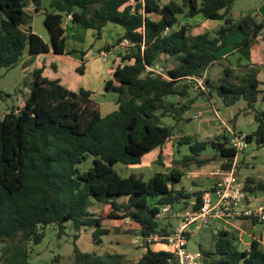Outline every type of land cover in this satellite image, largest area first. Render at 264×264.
<instances>
[{"label": "trees", "instance_id": "obj_1", "mask_svg": "<svg viewBox=\"0 0 264 264\" xmlns=\"http://www.w3.org/2000/svg\"><path fill=\"white\" fill-rule=\"evenodd\" d=\"M41 1L0 0V69H13L25 54L31 62L49 53L51 46L56 55L79 59L76 72L82 74L86 52L65 50L64 17L71 15V25L92 30L95 40L106 26L117 25L122 33L114 37L112 47L121 45L123 50L118 52L113 81L105 85L106 92L116 94L117 109L102 116L92 92H71L58 79L44 76L43 68L32 71L23 105L0 120V264H29V243H41L48 226H57L59 235L65 233L67 223L77 232L73 264H171V256L160 247L148 248L129 263L115 253L83 252L76 245L78 231L92 230L93 245L108 233L104 218L88 211L91 201L109 205V219L129 218L142 237H166L178 225L170 217L179 223V214L199 206L204 192L177 188L183 177L177 168L156 173L148 181L134 175L121 178L113 169L117 164L140 165L156 149L159 162L162 147L174 135V128L160 125V120L190 119L197 99L211 105L217 97L225 108L244 102L242 111L251 114L256 124L255 131L246 134V144L264 143V108L257 109L258 102L264 105V89L249 60L256 37L264 38V23L251 16L233 20L230 11L235 0H170L163 5L159 0H51L43 19L49 45L30 26ZM197 16L222 24L213 32L191 34L190 25L180 20ZM123 40L128 46L122 45ZM230 56L237 57L235 64ZM215 65L222 67V77L212 79L209 69ZM149 68L161 71L148 72ZM191 89L196 96L188 99ZM169 97L178 101H166ZM229 141L226 134L204 141L180 136L176 153L187 145L188 154L179 163L183 169L190 164L202 167L209 160L200 156L211 148L224 158L222 169L228 170L237 156ZM89 156L92 166L80 171L78 166ZM245 184L249 193L264 187L253 177H246ZM166 206L169 212L159 217ZM199 251L202 264H264V249L258 243L252 241L240 251L225 230L214 235L209 249ZM54 262L58 264L59 257Z\"/></svg>", "mask_w": 264, "mask_h": 264}, {"label": "rangeland", "instance_id": "obj_2", "mask_svg": "<svg viewBox=\"0 0 264 264\" xmlns=\"http://www.w3.org/2000/svg\"><path fill=\"white\" fill-rule=\"evenodd\" d=\"M169 1L170 0H159L161 5ZM175 1L180 2L181 0ZM50 2L51 0H42L41 10L38 13L32 14V20L30 22L31 29H33L35 34L39 37H42L46 43L50 42V35L44 27L43 19L45 10H49ZM261 3L262 0H235L231 7L230 16L235 21L246 16H251L255 22H261L263 18L256 12V7ZM180 21L190 25L191 34H198L204 31L213 32L222 24V22L205 20L200 16L186 19L181 18ZM114 26L117 25H111V27ZM76 28V36L79 35L84 37L83 40L85 44L89 43L91 39L87 36L88 32L81 33L84 29L80 27ZM70 31L71 30H69L67 34L69 38ZM108 36V34H105V39H109ZM100 44H102L100 39H96L95 45ZM24 56H26V54ZM229 60L231 63L235 64L234 56H230ZM114 61L118 63L119 58L115 57ZM29 65L22 67L20 62V64L13 69H0V120H2L4 115L11 109L21 107L27 98L29 94V84L32 80L31 73L34 69ZM209 76L212 79L222 77V67L215 65L210 68ZM194 87H198L196 82L194 83ZM195 96L196 92L191 89L188 99L194 98ZM112 98H116V94L105 92L102 88L101 92L96 95L95 100L102 104L106 99ZM173 100L178 101V99L173 97H169L166 101L169 102ZM181 102L186 101L184 100ZM244 106L245 103L240 101L231 109V111L236 112L235 119L233 120L231 119L230 109L223 107L217 97H214L211 105L205 100L197 99L190 108V119L179 123H175V121L169 117L160 120V125L174 128V135L173 138L169 139L162 147V159L159 162H157V155L159 154V150L157 149L147 154L149 158H143L140 165L124 166L117 164L113 169L121 178H128L134 175L139 178L142 177L141 179L144 181H148V179L156 173H167L171 168H177L183 172L181 181L176 184L177 188L183 187L191 193L209 191L214 179L217 177L216 172L219 173L225 170L222 169V166L226 164L224 158L218 156L213 149L208 148L200 156V159L209 160L205 165L198 168L194 164H190L188 169H183L179 161L183 155L188 154V146L184 145L180 147V154H177L175 142L180 136L185 135L190 136L193 140L204 141L212 139L220 134L230 136L229 131H243L245 134H251L255 131L256 124L251 114H246L242 111ZM263 108L264 105L258 102L257 109ZM92 161L93 158L89 156L87 161L79 165L78 168L80 171H86L92 166ZM159 163L162 165H159ZM235 171L241 180H245L246 177H253L256 181H260L264 185V143L258 146L255 140H253L246 144L244 151L237 157ZM250 194L251 202L253 203L252 207L264 205V187L262 190ZM119 202H124V199L121 198ZM88 211L96 216H102L104 218L103 228L106 229L108 233L101 237V243L99 245H93L91 239L92 230L87 229L85 231L80 229L78 231L80 239L76 242V245L81 251H94L101 256L108 253H115L121 255L123 261L126 263L136 262L142 256L143 251L134 249L131 245V236L136 230L134 225L128 227L122 220L109 219L107 217L111 212V207L109 205L91 201ZM168 220L173 222L175 226L178 224V221L171 217ZM215 223L221 224L222 227L218 229L215 226H207L192 232V235L189 236L187 240V250L189 252L199 251L200 248L203 250L209 249L212 246L214 235H216L219 230H225L231 234L234 237L235 246L240 251L248 249L250 245V235L254 236L256 239L264 237L263 225L259 223H257L254 228L248 221L242 223H240V221H235L229 224L216 221ZM65 226V233L61 235H59L57 226H48L44 230V237L41 243H29V264H55V257H59L58 264H73V235L77 232L74 230L71 223H67Z\"/></svg>", "mask_w": 264, "mask_h": 264}, {"label": "built area", "instance_id": "obj_3", "mask_svg": "<svg viewBox=\"0 0 264 264\" xmlns=\"http://www.w3.org/2000/svg\"><path fill=\"white\" fill-rule=\"evenodd\" d=\"M71 20V15L64 17L65 23L71 22ZM261 39L262 37L258 35L255 40ZM122 45L128 46V42L123 40ZM100 56L103 60L106 58L104 52H101ZM160 71L161 69L155 71L152 68L148 69V72L159 73ZM198 84L201 86L202 79L198 80ZM229 132V147L237 153L230 169L216 172L217 177L214 179L212 188L210 191L204 192L199 206L184 214H179L181 221L174 231L166 237L158 235L142 237L135 232L131 236V245L134 249H140L144 253L148 248L156 249L160 247L171 256V264H202L203 255L200 251L189 252L187 250V240L193 231L201 227L215 226L217 225L216 221L229 224L235 221L250 220L264 226V205L252 207L251 194L245 189V180H241L235 171L237 157L244 151L246 146V134L235 131ZM168 212L169 208L167 206L163 207L158 216L163 217ZM123 222L128 227L132 226L129 218L123 219ZM249 237L250 244L255 241L260 247L264 248V237H261V239H256L252 235Z\"/></svg>", "mask_w": 264, "mask_h": 264}, {"label": "crops", "instance_id": "obj_4", "mask_svg": "<svg viewBox=\"0 0 264 264\" xmlns=\"http://www.w3.org/2000/svg\"><path fill=\"white\" fill-rule=\"evenodd\" d=\"M256 12L257 14L261 15L263 18L261 22H256V23H262V22L264 23V0H262V3L256 7ZM63 26L65 29V35L67 37L65 43V50L75 49L86 52V55L84 57V66H83L82 74L76 72V69L81 65L79 59L73 56H68L66 54L56 55L52 52L51 46L49 53L38 55L31 62H29V57L27 55L23 56V59L21 61V66L23 67L30 64L29 66H31V68L34 69L43 68L44 76L48 77L49 79H58L60 83L67 90L74 93H77L81 89L90 91L92 92L91 98L95 100L96 95L99 92H101L102 88L105 91L106 83L108 81H113L112 72H113V68L117 64L114 60L115 57L119 58L118 52L122 51L123 47L121 45L114 47L112 46L115 41L114 37L118 34H121L122 30L118 27L106 26L100 38L102 44L95 45L96 40L94 39L92 30L87 29L81 32V33L88 32L87 36L88 38L91 39L89 43L85 44L83 40L84 37H81L79 35L76 36L77 35L76 26L71 25V22H66V23L63 22ZM31 30L33 33H35L33 29ZM69 30L73 31V32L70 31V38L67 36ZM263 33H264V29H263ZM105 34L109 35L108 37L110 41L108 38L105 39ZM106 46H110L108 51L103 50V48ZM101 52H104L106 54V58L104 60L100 56ZM234 58L237 59L236 56H234ZM249 60L251 65H253L257 69L258 79L261 82L262 88L264 89V38L255 41V43L251 46L249 50ZM98 104L100 106V112L102 116H105L108 113L117 109L115 98L106 99L104 103L102 104L98 103ZM228 109H230L231 111L232 108H228ZM230 115H231V119L234 120L236 112L231 111ZM148 156L149 155H145L143 158L145 159V157ZM246 221L250 222L253 228L256 225V223H253L250 220H241L240 223ZM216 226L219 228L222 227L221 224L219 223H217Z\"/></svg>", "mask_w": 264, "mask_h": 264}]
</instances>
